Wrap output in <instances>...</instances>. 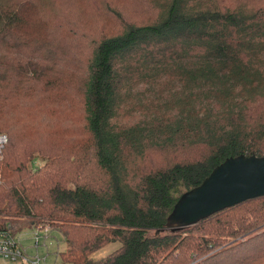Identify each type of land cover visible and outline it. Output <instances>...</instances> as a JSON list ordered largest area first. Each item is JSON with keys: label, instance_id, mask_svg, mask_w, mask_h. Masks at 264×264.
<instances>
[{"label": "trees", "instance_id": "trees-1", "mask_svg": "<svg viewBox=\"0 0 264 264\" xmlns=\"http://www.w3.org/2000/svg\"><path fill=\"white\" fill-rule=\"evenodd\" d=\"M0 132V228L50 226L58 264H264V195L166 227L264 156V0H0Z\"/></svg>", "mask_w": 264, "mask_h": 264}, {"label": "water", "instance_id": "water-1", "mask_svg": "<svg viewBox=\"0 0 264 264\" xmlns=\"http://www.w3.org/2000/svg\"><path fill=\"white\" fill-rule=\"evenodd\" d=\"M262 195L264 156L230 157L215 167L199 186L178 199L166 227H188L220 210Z\"/></svg>", "mask_w": 264, "mask_h": 264}, {"label": "rangeland", "instance_id": "rangeland-1", "mask_svg": "<svg viewBox=\"0 0 264 264\" xmlns=\"http://www.w3.org/2000/svg\"><path fill=\"white\" fill-rule=\"evenodd\" d=\"M45 163L46 160L42 156L36 154L35 158L33 159V163L30 164V167L39 168L43 166ZM1 183H2V177L0 173V184ZM34 232H35L34 227L26 225L23 228H21L20 231L17 233V236L21 240L22 247L25 249V253L30 257H35L37 254H39L42 257L46 256L47 260L45 261V264L60 263L61 260L59 257V252L64 251L68 247L61 233L55 230H50V235L48 237L42 238L43 242L38 248H36L34 245ZM119 245L120 244L118 242L111 243L108 246L104 247L103 249L94 253L93 257L102 258L109 252H112L113 250L118 248Z\"/></svg>", "mask_w": 264, "mask_h": 264}, {"label": "built area", "instance_id": "built-area-1", "mask_svg": "<svg viewBox=\"0 0 264 264\" xmlns=\"http://www.w3.org/2000/svg\"><path fill=\"white\" fill-rule=\"evenodd\" d=\"M9 142L7 133L0 132V159L3 157V151ZM34 245L38 248L42 238L50 234V226L44 224L34 225ZM46 256L37 254L30 257L25 253L20 238L14 233L12 227L0 228V264H45Z\"/></svg>", "mask_w": 264, "mask_h": 264}, {"label": "crops", "instance_id": "crops-1", "mask_svg": "<svg viewBox=\"0 0 264 264\" xmlns=\"http://www.w3.org/2000/svg\"><path fill=\"white\" fill-rule=\"evenodd\" d=\"M33 227V226H32ZM50 235V234H49Z\"/></svg>", "mask_w": 264, "mask_h": 264}]
</instances>
